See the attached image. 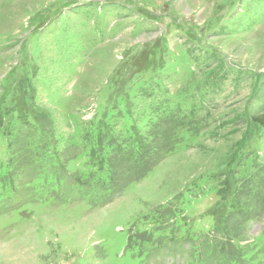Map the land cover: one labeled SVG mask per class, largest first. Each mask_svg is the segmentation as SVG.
Masks as SVG:
<instances>
[{"label": "rangeland", "instance_id": "obj_1", "mask_svg": "<svg viewBox=\"0 0 264 264\" xmlns=\"http://www.w3.org/2000/svg\"><path fill=\"white\" fill-rule=\"evenodd\" d=\"M263 109L264 0H0V264H264Z\"/></svg>", "mask_w": 264, "mask_h": 264}, {"label": "trees", "instance_id": "obj_2", "mask_svg": "<svg viewBox=\"0 0 264 264\" xmlns=\"http://www.w3.org/2000/svg\"><path fill=\"white\" fill-rule=\"evenodd\" d=\"M251 121L254 124H257L258 126L264 128V109L261 110L260 112L256 113V114L252 115ZM172 127L173 126H171V128H170V124H169V127H167L166 131H164V134H162V137H161L163 139L164 144L165 145L167 144L166 146H164L163 150L161 149L163 152H165V154H168L169 152H171L170 147H172V145L168 144V140L169 141L171 140L170 131L172 132V129H173ZM144 142L145 141L141 140V138H139V137L137 139L134 138L130 141L129 140L125 141V142H122L117 148L114 147L112 149L111 153L114 154L115 152H117V149H118L117 155H119V156L122 155L126 159L129 158L127 165L132 163V165L134 164V165H136V167H142L143 171L146 172L149 170V168H148L150 166L149 162H153V161L157 160L159 158V155H161V153H158V150L156 151L157 153L156 152L153 153V151H150L152 149L150 147V144L148 146V144H146V143L143 144ZM112 156L114 157L113 159H115V156L114 155H112ZM162 156H164V155H162ZM162 156H160V158H162ZM95 159L98 161L97 157ZM107 164L109 165V167L111 169L114 167L117 168L119 166H122V164L115 166V161H113V162L108 161ZM123 164H126V163H123ZM108 181L110 183L108 185V188L110 189V197L108 196V198L110 200L112 197H115L119 193H117L114 189L113 178L109 177ZM128 182H129V178L127 176L122 181V183L124 184L123 186H126V184ZM249 184H251V182ZM241 189H242V186H241ZM248 194H250L251 197ZM248 194L246 193L247 198H245V199H248L250 202L256 201L259 203V201H257L256 198H258V200H261V195L256 196L255 194H253V192H252V194L251 193H248ZM95 195H97V194L95 193ZM241 195L242 194H240V196ZM102 196H104V195L101 194V197H97V196L95 197V202H94L95 205H98V203H100V202H96V201L99 199H102L103 198ZM219 196H221V194H219ZM103 200L106 201L107 197L103 198ZM240 200L241 199H236L237 204H241L242 201H240ZM90 202H91V204L93 203L92 200ZM255 203H254V205H255ZM251 204H253V203H251ZM222 218H223V222H222L221 228L218 229V231L216 233V237L214 236V238L212 239V242H214L215 248H217V247L221 248V250H222L221 254L224 256L227 264H232V263L238 264L242 254L247 249L246 246H242L240 244L242 239H237L239 235L242 236L243 231L239 230V227L237 225L231 223V218H229V215L226 216V218H229V219H224L225 217H222ZM219 225H220V223H219ZM229 240L231 241V243H227Z\"/></svg>", "mask_w": 264, "mask_h": 264}]
</instances>
